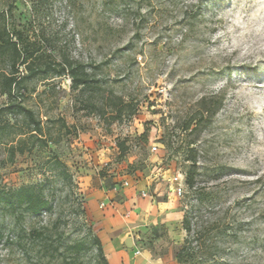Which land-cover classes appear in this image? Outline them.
<instances>
[{
	"label": "rangeland",
	"instance_id": "1",
	"mask_svg": "<svg viewBox=\"0 0 264 264\" xmlns=\"http://www.w3.org/2000/svg\"><path fill=\"white\" fill-rule=\"evenodd\" d=\"M0 13L34 50L33 65L81 60L104 94L92 106L50 68L19 86L47 142L28 140L10 160L27 127L3 113L15 125L0 142V188L39 184L53 209L18 218L0 206V264H97L104 230L118 264H264V0H0ZM111 91L124 103L118 119ZM8 101L0 85V108ZM218 101L202 130L185 129ZM193 208L199 255L180 262ZM37 230L59 247L54 256L39 251Z\"/></svg>",
	"mask_w": 264,
	"mask_h": 264
},
{
	"label": "trees",
	"instance_id": "2",
	"mask_svg": "<svg viewBox=\"0 0 264 264\" xmlns=\"http://www.w3.org/2000/svg\"><path fill=\"white\" fill-rule=\"evenodd\" d=\"M13 35V36H12ZM16 36V37H14ZM34 50H30L27 43L23 41V34L21 32H11L8 30L5 21V13H0V61H4L8 67V71L0 72V85L1 92L6 94L9 98L8 103L0 108V142L3 135L10 131V127H13L15 123L8 121H2V114L8 113L14 116H22L24 126L20 129V134H27L26 137H22L17 144L9 146L10 160H13L16 151L24 152L31 146L27 145L28 140H31L33 145L35 140H44L40 137L43 127L41 119L37 117L33 108L27 106L23 99H20L19 86L28 78L38 74L40 71L52 69L58 74L67 73L72 79V88L82 92H88L90 94L89 104L92 106H98L97 98L103 99L104 94L101 92V79L96 72L91 71L87 64L81 60L70 58L65 56L61 61L56 64L47 62L45 67H36L33 65ZM25 64L27 73L21 75L19 73V66L17 64ZM48 67V68H47ZM118 98V100H117ZM110 101H114V109L116 110L115 119L122 117V99L119 95H115L114 91L108 95ZM100 102V101H99ZM102 104H107L102 101ZM108 104H111L110 102ZM221 101L218 103L204 104L198 115L193 116L186 124L185 129H191V132H197L202 130L211 118L216 114ZM195 123L193 124V121ZM37 139H34V138ZM45 141V140H44ZM47 142V141H45ZM163 142V141H162ZM194 142V141H192ZM124 146V143H122ZM60 165L64 168V172L67 169L62 161H59ZM198 172L197 158L192 157L191 164L187 171L186 182L189 187L193 188L196 183V175ZM68 175V173H67ZM0 206H4L7 210L13 214H18V218L23 216L24 212L32 214H40L44 211H50L53 209V203L49 197H47L39 184H23L20 187L13 190H6L0 188ZM195 209H185L183 216V225L187 231V236L184 243L176 253V258L180 262H192L199 255V251L194 245V241L198 238L193 235V216ZM33 241H38L39 251L46 256H54V251L59 247L54 246V243L48 236H43L40 230L36 233L33 231ZM95 243L99 248V260L97 264H109L108 259L104 255L102 240L98 235L94 237ZM85 245V241H79L68 245L69 248H80ZM205 258L213 262H218L219 259L213 253L205 255ZM224 264H226L224 262ZM232 264V263H228Z\"/></svg>",
	"mask_w": 264,
	"mask_h": 264
},
{
	"label": "crops",
	"instance_id": "3",
	"mask_svg": "<svg viewBox=\"0 0 264 264\" xmlns=\"http://www.w3.org/2000/svg\"><path fill=\"white\" fill-rule=\"evenodd\" d=\"M165 203H168V202H165ZM103 232H104L103 236H106V238L108 239V241L112 245V249H114V251L110 253L111 264H118L117 263V259H118L119 254H121L120 253L121 251H118L117 250V247H116L117 244H116V242H114L112 240L111 236H109V232L106 231V230H104ZM100 236H102V235H100ZM103 236L101 238H102L103 243L105 244V248H106V242L104 241ZM141 263H142V260H141ZM146 264H154V263L151 262V263H146ZM171 264H176V263L175 262H172Z\"/></svg>",
	"mask_w": 264,
	"mask_h": 264
},
{
	"label": "built area",
	"instance_id": "4",
	"mask_svg": "<svg viewBox=\"0 0 264 264\" xmlns=\"http://www.w3.org/2000/svg\"><path fill=\"white\" fill-rule=\"evenodd\" d=\"M157 149H158V146L154 145L153 146V150H157ZM178 191H179V193L181 192V188L180 187L178 188Z\"/></svg>",
	"mask_w": 264,
	"mask_h": 264
},
{
	"label": "water",
	"instance_id": "5",
	"mask_svg": "<svg viewBox=\"0 0 264 264\" xmlns=\"http://www.w3.org/2000/svg\"><path fill=\"white\" fill-rule=\"evenodd\" d=\"M127 243H128L129 245H131V244H132V241H131V239H130V238L127 240Z\"/></svg>",
	"mask_w": 264,
	"mask_h": 264
}]
</instances>
